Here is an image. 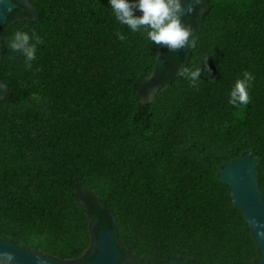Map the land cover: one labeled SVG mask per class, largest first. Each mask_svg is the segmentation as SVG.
Listing matches in <instances>:
<instances>
[{"label": "trees", "instance_id": "obj_1", "mask_svg": "<svg viewBox=\"0 0 264 264\" xmlns=\"http://www.w3.org/2000/svg\"><path fill=\"white\" fill-rule=\"evenodd\" d=\"M30 2L35 16L0 41V232L46 231L52 253H80L88 212L77 193L101 170L109 183L100 201L133 255L256 264L257 244L219 169L252 153L264 196V0H207L181 68L201 64L198 88L180 70L153 102L139 93L166 47L120 25L108 0ZM16 31L43 41L31 68L8 46ZM245 71L250 102L233 107L229 92ZM164 92L167 109L158 107Z\"/></svg>", "mask_w": 264, "mask_h": 264}, {"label": "clouds", "instance_id": "obj_2", "mask_svg": "<svg viewBox=\"0 0 264 264\" xmlns=\"http://www.w3.org/2000/svg\"><path fill=\"white\" fill-rule=\"evenodd\" d=\"M108 5L115 20L131 32L142 33L148 42L157 47L180 50L186 48L193 37L194 29L186 26V20L193 17L197 8L206 7L207 0H108ZM117 37L125 39L120 32H117ZM42 43L41 37L35 33L29 35L26 31H16L8 46L12 52L22 55L26 68H31L36 59L37 45ZM200 65L181 70V75L193 88H198L201 81ZM203 70L205 73L209 71L207 65ZM253 80L254 76L245 71L243 78L238 79L229 92V104L233 107L246 106L250 102L248 89ZM0 264H16L13 253L0 252Z\"/></svg>", "mask_w": 264, "mask_h": 264}, {"label": "water", "instance_id": "obj_3", "mask_svg": "<svg viewBox=\"0 0 264 264\" xmlns=\"http://www.w3.org/2000/svg\"><path fill=\"white\" fill-rule=\"evenodd\" d=\"M17 5L12 0H0V26L5 24L10 12ZM219 175L220 180L229 185L232 202L241 210L257 244L260 257L256 264H264V235H262L264 233V197L257 180V157L248 152L231 159L219 169ZM3 251L13 253L18 264H70L56 261L13 242L0 239V252ZM121 256L122 251L115 231L107 226H101L98 230L97 251L92 259L83 264H119ZM154 264L195 263L171 259Z\"/></svg>", "mask_w": 264, "mask_h": 264}, {"label": "rangeland", "instance_id": "obj_4", "mask_svg": "<svg viewBox=\"0 0 264 264\" xmlns=\"http://www.w3.org/2000/svg\"><path fill=\"white\" fill-rule=\"evenodd\" d=\"M16 3L23 6L28 11L24 14L26 18H33L35 16V9L33 8L30 0H15ZM206 7L204 8H197L198 18L199 21L196 22L195 32L193 33V37L190 39L188 43V47L186 48L185 53V61L188 59L191 50L197 45V42L200 38V33L202 30V16L205 12ZM22 19V18H20ZM16 22V20H12L2 31L0 35V41L2 38L3 32L6 30L8 26ZM190 23V22H189ZM191 26V23L189 24ZM193 42V43H191ZM1 48V43H0ZM163 52L159 51L157 58H156V66L152 70V72L146 77L142 89L139 93L140 100L142 102H153L156 97L162 93L166 89V84L168 81L174 79L180 72L182 68V63H178L176 69H169L167 71L161 70L159 72L158 66L164 64V58L162 57ZM184 61V63H185ZM187 87V85H184ZM184 87L179 88L181 91ZM166 91V90H165ZM6 86L3 82L0 81V98L4 97L6 94ZM187 93V92H186ZM162 102L158 104V107H165L166 109L173 105V101L169 100L165 102L167 99V94L161 96ZM173 99V98H172ZM165 102V103H164ZM109 183L108 177L105 172L98 170L95 171L89 176L87 186L80 189L77 193L78 196V203L84 209V211L88 212V220H87V241L84 244V247L80 251V253L72 256H65L60 257L54 253H52L48 248L51 246L50 238L46 231H36V230H26V231H3L0 232V239L13 242L16 245L23 247L25 249L37 252L41 255L54 259L56 261L74 263L80 262L84 260L92 251L94 245V221L90 215V206L93 204L102 206L104 208L103 203L100 201L98 192L102 189L107 188ZM264 197V196H263ZM105 209V208H104ZM110 216V223L111 227L116 234V225L117 220L116 217L107 209H105ZM117 242L121 248L122 255H123V264H153L154 261H151L148 257L145 256H136L133 253L124 249L123 245L119 242L117 234H116ZM257 259V258H256ZM255 258L251 260V264H255ZM194 262L195 264H215L213 262H198V261H190Z\"/></svg>", "mask_w": 264, "mask_h": 264}, {"label": "flooded vegetation", "instance_id": "obj_5", "mask_svg": "<svg viewBox=\"0 0 264 264\" xmlns=\"http://www.w3.org/2000/svg\"><path fill=\"white\" fill-rule=\"evenodd\" d=\"M12 1L15 2V0H12ZM27 11H28L27 9H25L23 6H21L20 4H18L17 7H15L10 12V15L7 17V20H6L5 24L3 26H0V35H1L2 31H3V29L12 20H18L20 18H25L26 15H24V14ZM197 21H199V18H198V13L196 11V13L193 15V17H191L188 20H186V26H189V24L191 23V26L194 29L195 28L194 24L196 25V22ZM187 47H188V45H187ZM186 48H185V50H183V49H180V50H170V49L166 48L167 51H164L163 54H162V57L164 58V64L161 65V66H158L159 72L161 70L167 71L169 69H176V66H177L178 63L179 64L182 63V66H183L184 61H185V53L187 51ZM166 61H167V67L168 68L165 67ZM94 206H93V209L97 212V215L96 214H90L91 217H92V220L94 221V226H93V228H94V234H93L94 235V245H93L92 251H91V253L84 260H82L80 262L70 263V264H83L86 261L92 259L93 256L95 255L96 251H97V238H98V230H99V228L101 226H107L109 228L111 227L110 216L107 213V211L102 206H99V205H96V204H94ZM91 207L92 206H90L89 209H91ZM122 257H123V255L121 256V259H120V263L119 264H123V261H122L123 258ZM16 264H18V263H16Z\"/></svg>", "mask_w": 264, "mask_h": 264}]
</instances>
